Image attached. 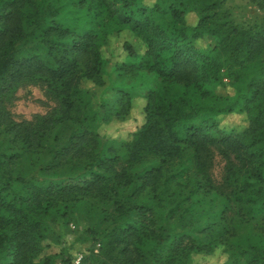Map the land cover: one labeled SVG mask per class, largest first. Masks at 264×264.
<instances>
[{"label": "trees", "instance_id": "trees-1", "mask_svg": "<svg viewBox=\"0 0 264 264\" xmlns=\"http://www.w3.org/2000/svg\"><path fill=\"white\" fill-rule=\"evenodd\" d=\"M122 1L121 11H111L116 31L129 29L147 45L139 67L159 78L148 95L146 123L122 146L123 155L99 133L82 89L86 80L103 84L108 60L98 32L79 34L56 18H44L34 0H0V264H34L47 237V218L56 213L68 224L90 200L117 229L94 226L87 232L100 241V255L112 257L119 249L125 264L142 257L146 239L157 252L175 241L172 258L156 256L154 264H174L180 250H211L184 246L182 231L177 235L156 222L152 202L161 206L170 193L179 201L168 211L191 218L205 209L207 198L218 200L217 241L224 244L236 222L260 217L264 224V60L259 59L264 34L220 18V0H157L151 7ZM190 10L200 15L191 32L185 25ZM163 17L175 28H165ZM203 34L217 37L213 50L195 47ZM223 70L233 94L216 93ZM35 82L45 84L59 106L17 121L8 99ZM128 103L120 102L117 118L126 116ZM230 113L245 115L248 126L224 131L217 117ZM215 150L226 160L221 184L210 172ZM100 255L85 261L107 264ZM241 255L247 264H264V247L244 248ZM43 264L58 263L50 256Z\"/></svg>", "mask_w": 264, "mask_h": 264}, {"label": "rangeland", "instance_id": "rangeland-1", "mask_svg": "<svg viewBox=\"0 0 264 264\" xmlns=\"http://www.w3.org/2000/svg\"><path fill=\"white\" fill-rule=\"evenodd\" d=\"M220 1L223 2L220 18L240 30L264 34V0ZM34 2L44 18H56L57 21L63 22L64 26L79 34L90 30L98 32L100 49L108 60L101 71L103 84L98 85L86 80L82 83V89L90 100V110L96 113L99 133L123 155L125 149L122 146L146 123L148 95L159 83L155 72L139 67L140 57L145 56L147 45L129 29L116 31V23L112 19L116 16L111 11H121L123 1L34 0ZM156 2L157 0H136L139 7H151ZM33 12L31 14L35 16ZM185 18V25L191 32L197 27L200 15L197 10H190ZM160 22L167 29L175 28L174 24L169 23L164 17ZM218 42L217 37L203 34L195 39L194 44L197 49L211 51ZM125 44H129L138 56H130ZM259 59L264 60V49ZM229 82L223 70L221 82L216 83V93L233 94L234 90ZM123 93L127 94L126 97ZM127 100H130L129 111L125 117L117 118L116 111L120 102L125 104ZM8 101V107L17 121L36 119L38 115H45L59 106V102L48 94L46 85L40 82L21 85ZM217 120L224 131L241 132L248 126L247 117L237 113L220 115ZM225 164V158L215 150L210 172L216 184H221ZM170 195H172L170 199L166 198L161 206H158L157 202H152L156 222L159 225L165 224L172 232L177 230L175 232L177 235L182 231V235H185L182 241L184 246L196 244L211 247L209 252L188 249L182 254L180 250L174 264H247L246 257L241 255L242 250L248 247H264V224L260 217L252 221L236 222L235 230L226 234L228 240L224 244L217 241L218 236L221 235L220 228L217 229L221 208L218 200L207 198L205 209L198 210L196 218H191L189 214L181 215L180 211H172V209L168 211L179 201L177 193ZM183 204L187 205V202ZM112 225L111 217L101 214L97 210V204L92 200L81 203L70 216L68 224H64L55 213L46 220L47 237L32 262L43 264L47 257L53 256L58 264H96L92 259L85 261L86 258L93 257L92 254L100 255V241H95L97 237L88 233L87 229L94 226L98 231L117 229ZM210 226H212L211 230ZM173 243L175 244L174 240L168 244V247L160 248L157 252L154 243L146 239L139 249L142 257L135 264H154L157 260L156 256L168 261L172 258L169 247ZM99 257L106 260L107 264H125L119 249L112 257L103 254Z\"/></svg>", "mask_w": 264, "mask_h": 264}]
</instances>
